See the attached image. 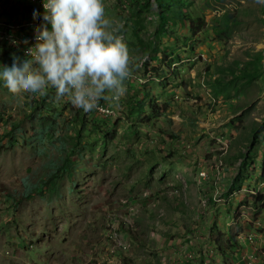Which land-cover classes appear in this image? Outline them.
<instances>
[{
	"label": "rangeland",
	"instance_id": "374dc122",
	"mask_svg": "<svg viewBox=\"0 0 264 264\" xmlns=\"http://www.w3.org/2000/svg\"><path fill=\"white\" fill-rule=\"evenodd\" d=\"M103 3L141 66L123 96L99 101L111 112L87 113L69 164L52 144L39 151L37 93L0 79V115L20 122L14 145L0 143V264H233L240 233L264 243V4ZM14 18L33 11L0 0V71L34 36L13 44Z\"/></svg>",
	"mask_w": 264,
	"mask_h": 264
},
{
	"label": "clouds",
	"instance_id": "9594fccd",
	"mask_svg": "<svg viewBox=\"0 0 264 264\" xmlns=\"http://www.w3.org/2000/svg\"><path fill=\"white\" fill-rule=\"evenodd\" d=\"M43 8L35 43L24 57L12 53L11 65H2L5 86L12 93H42L51 85L57 98L67 95L85 112L98 108L101 100L123 96L124 81L141 65L130 56L123 25L105 17L103 0H44ZM38 15L34 10L33 19Z\"/></svg>",
	"mask_w": 264,
	"mask_h": 264
},
{
	"label": "trees",
	"instance_id": "16d2710c",
	"mask_svg": "<svg viewBox=\"0 0 264 264\" xmlns=\"http://www.w3.org/2000/svg\"><path fill=\"white\" fill-rule=\"evenodd\" d=\"M136 2H139V0H136ZM160 6H162L165 11V6L162 4ZM167 8L170 9L169 7ZM165 21L167 24L168 20ZM37 95L38 97L32 102L33 104L31 105H35L32 108L34 112L33 115L37 114L40 117V120H42L39 130L35 133V138L38 140V143L43 145L39 151L42 154H46L48 152L47 145L52 144V148L56 147L58 150L63 165H67L69 164L72 155H74L76 152L75 147L81 143V137L83 135L82 131L86 127V123L88 121V112L73 106V104L68 107V110L66 111L67 114H64V111L59 112V110L56 108L57 106L49 109V101H53L55 103L57 100L56 89L51 85H48L45 91L42 93H37ZM93 111L94 110H92V112ZM59 120L67 123V134L58 133L60 130ZM78 125L80 128H78ZM19 126L20 122H13L11 125L9 124L8 120L4 118V115H0V143L6 140V143L10 144V146H13L15 141V128H18ZM5 129L7 130L6 132ZM3 130L4 135L1 134L3 133ZM51 135L55 136L57 144L52 142L53 140L50 138ZM3 144H5V142ZM50 163L55 164L54 160H51ZM59 168L63 167H57L53 177L56 175V172L59 170Z\"/></svg>",
	"mask_w": 264,
	"mask_h": 264
},
{
	"label": "crops",
	"instance_id": "0c3cea01",
	"mask_svg": "<svg viewBox=\"0 0 264 264\" xmlns=\"http://www.w3.org/2000/svg\"><path fill=\"white\" fill-rule=\"evenodd\" d=\"M28 8L31 11H33L31 9V6H28ZM36 8L37 6L34 7V9ZM39 10L43 11V9L41 8ZM38 16L39 17L36 19L31 18L30 19L31 21H27L29 23L28 31L29 30L32 31L31 28H35L37 25H39V20L43 15L39 13ZM19 20L23 21L21 18ZM15 21H18V20L15 19L13 22ZM249 231H254V230H248V232ZM245 233L246 231L245 232L243 231L242 233H240L241 234L239 237L240 247L238 246L237 248V252H238L237 259L236 261L233 262V264H264V243L260 240L252 241L251 238L246 239ZM62 250H64V248ZM100 258H103V256H100ZM217 264H225V262L223 261V259H218Z\"/></svg>",
	"mask_w": 264,
	"mask_h": 264
},
{
	"label": "bare ground",
	"instance_id": "6f19581e",
	"mask_svg": "<svg viewBox=\"0 0 264 264\" xmlns=\"http://www.w3.org/2000/svg\"><path fill=\"white\" fill-rule=\"evenodd\" d=\"M24 1H25V0H24ZM25 3H26V6H31V9H32L33 11H34V10H37V9H40V8L43 9V11H44L43 4H35L34 1H25ZM35 6H37L36 9H34ZM18 21H21V20H18ZM18 21L13 22V24L8 23V27L11 28V29L13 30V32H15V33H14L15 35H11V36H12V37L10 38L11 41L15 40V41L19 42V38H18L17 32H29V33H34V32H32V31H30V30L28 31L29 23H28L27 21H21V23H19ZM39 21H42V17L40 18ZM16 23H19V24H16ZM39 24H40V23H39ZM16 25H19V26H18L17 28H15L14 26H16ZM1 26H2V29H1L2 31H1L0 38L3 37V36L5 35V32L3 31L5 24H4V25H1ZM22 27H25L26 31H23V30L20 31V29H21ZM12 34H13V33H12ZM6 36H7V35H6ZM27 41H28V46H29V47L32 46V45L35 43V38H34V36H33L32 38H30L29 40H27ZM37 67L39 68L38 65H37ZM109 112H111L110 108H109Z\"/></svg>",
	"mask_w": 264,
	"mask_h": 264
},
{
	"label": "built area",
	"instance_id": "2783aa9c",
	"mask_svg": "<svg viewBox=\"0 0 264 264\" xmlns=\"http://www.w3.org/2000/svg\"><path fill=\"white\" fill-rule=\"evenodd\" d=\"M25 1H34L35 4H43V2H44V0H25ZM8 3H9V0H8ZM13 13H15V12L13 11ZM41 22L42 21H39V23H41ZM97 109L99 111H101V112L109 113V107L108 106H105L103 104L98 105V108Z\"/></svg>",
	"mask_w": 264,
	"mask_h": 264
}]
</instances>
